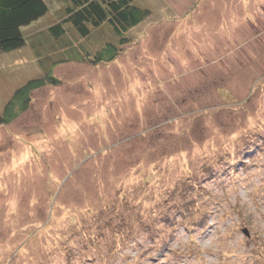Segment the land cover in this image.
Returning a JSON list of instances; mask_svg holds the SVG:
<instances>
[{
  "label": "rangeland",
  "instance_id": "374dc122",
  "mask_svg": "<svg viewBox=\"0 0 264 264\" xmlns=\"http://www.w3.org/2000/svg\"><path fill=\"white\" fill-rule=\"evenodd\" d=\"M45 1L0 52V114L59 82L0 125V264H264V0H136L150 16L98 64L109 25L53 39L71 0ZM38 33L81 59L38 62Z\"/></svg>",
  "mask_w": 264,
  "mask_h": 264
},
{
  "label": "trees",
  "instance_id": "16d2710c",
  "mask_svg": "<svg viewBox=\"0 0 264 264\" xmlns=\"http://www.w3.org/2000/svg\"><path fill=\"white\" fill-rule=\"evenodd\" d=\"M135 1L71 0V5L66 7V17L49 27L47 32L51 34L53 39L62 40L66 32L65 25L68 24L73 26L80 38L88 39L92 29L100 30L107 23L113 35L106 44H103L91 56L88 55L90 57L89 61L91 60L93 63L112 62L124 52V47L130 41L128 38L129 33L151 14L149 9L138 7ZM48 11V5L45 0H0V52L10 53L26 47L28 38L26 39L22 28L40 20L47 15ZM38 34L37 38L36 35L32 36L34 37V42L31 45L38 54L42 55L38 62L46 63L50 61L52 67H55L56 63H66L74 59H81V56L78 55V57H73L71 60L54 62L50 52L54 54L57 52L66 54L68 52L69 54L71 52L77 53L76 46L65 43V45L72 46L71 52L68 47L62 50L58 45L56 50L52 44L48 46L45 41L43 42V39L46 40L44 38L46 35ZM48 50L50 52H47ZM51 71L47 72L49 74L44 77L29 80L14 92L0 114V125L11 123L20 113L30 107L34 89L43 88L48 84L57 85L59 83L51 75Z\"/></svg>",
  "mask_w": 264,
  "mask_h": 264
},
{
  "label": "crops",
  "instance_id": "0c3cea01",
  "mask_svg": "<svg viewBox=\"0 0 264 264\" xmlns=\"http://www.w3.org/2000/svg\"><path fill=\"white\" fill-rule=\"evenodd\" d=\"M218 0H214V2H217ZM225 2L226 0H220V2ZM256 1H263V0H251V5H253L254 4V2H256ZM232 3H233V5H236V1H232ZM263 4H264V1L262 2ZM212 9V8H211ZM214 15H216V14H214ZM231 15H233V14H231ZM208 21H211L210 19L208 20Z\"/></svg>",
  "mask_w": 264,
  "mask_h": 264
}]
</instances>
